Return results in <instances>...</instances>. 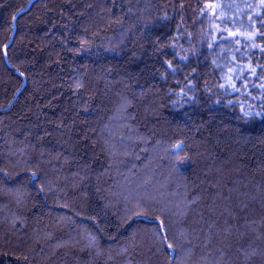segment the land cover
I'll return each mask as SVG.
<instances>
[{"label":"trees","instance_id":"1","mask_svg":"<svg viewBox=\"0 0 264 264\" xmlns=\"http://www.w3.org/2000/svg\"><path fill=\"white\" fill-rule=\"evenodd\" d=\"M0 264H264V0H0Z\"/></svg>","mask_w":264,"mask_h":264},{"label":"rangeland","instance_id":"2","mask_svg":"<svg viewBox=\"0 0 264 264\" xmlns=\"http://www.w3.org/2000/svg\"><path fill=\"white\" fill-rule=\"evenodd\" d=\"M215 4L213 3H204V6L200 9V14L201 16L207 15L205 18L206 19H211L214 20L215 17ZM205 32V31H204Z\"/></svg>","mask_w":264,"mask_h":264},{"label":"snow or ice","instance_id":"3","mask_svg":"<svg viewBox=\"0 0 264 264\" xmlns=\"http://www.w3.org/2000/svg\"><path fill=\"white\" fill-rule=\"evenodd\" d=\"M171 247V246H170Z\"/></svg>","mask_w":264,"mask_h":264}]
</instances>
